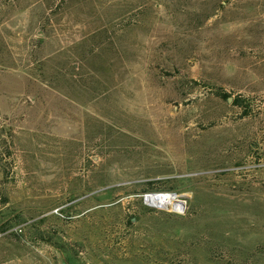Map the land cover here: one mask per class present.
<instances>
[{
  "label": "rangeland",
  "instance_id": "obj_1",
  "mask_svg": "<svg viewBox=\"0 0 264 264\" xmlns=\"http://www.w3.org/2000/svg\"><path fill=\"white\" fill-rule=\"evenodd\" d=\"M0 264H264V0H0Z\"/></svg>",
  "mask_w": 264,
  "mask_h": 264
},
{
  "label": "bare ground",
  "instance_id": "obj_2",
  "mask_svg": "<svg viewBox=\"0 0 264 264\" xmlns=\"http://www.w3.org/2000/svg\"><path fill=\"white\" fill-rule=\"evenodd\" d=\"M168 196H173V201L172 202H175L176 199H177L176 195H172V194H163V195L154 194V195L150 196V198L146 201L147 202L146 204L149 205V206H153V207H156L157 205L158 206L159 205L160 206H164V207L170 206V204L166 200H162V199H167L168 201H171L170 197H168ZM176 205H177L176 208H178V209H182L183 206H184L180 202H177Z\"/></svg>",
  "mask_w": 264,
  "mask_h": 264
},
{
  "label": "built area",
  "instance_id": "obj_3",
  "mask_svg": "<svg viewBox=\"0 0 264 264\" xmlns=\"http://www.w3.org/2000/svg\"><path fill=\"white\" fill-rule=\"evenodd\" d=\"M154 194H157V195H163V194H172V195H176V196H178L176 193H146L145 195H144V199H145V202L150 198V196H152V195H154ZM177 198H179L180 199V197L178 196ZM147 203V202H146Z\"/></svg>",
  "mask_w": 264,
  "mask_h": 264
},
{
  "label": "water",
  "instance_id": "obj_4",
  "mask_svg": "<svg viewBox=\"0 0 264 264\" xmlns=\"http://www.w3.org/2000/svg\"><path fill=\"white\" fill-rule=\"evenodd\" d=\"M229 101H231V98H229Z\"/></svg>",
  "mask_w": 264,
  "mask_h": 264
}]
</instances>
